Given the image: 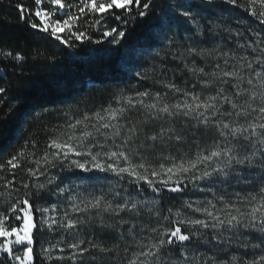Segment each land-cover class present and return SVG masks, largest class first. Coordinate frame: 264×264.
<instances>
[{"label":"trees","instance_id":"1","mask_svg":"<svg viewBox=\"0 0 264 264\" xmlns=\"http://www.w3.org/2000/svg\"><path fill=\"white\" fill-rule=\"evenodd\" d=\"M17 2L33 6L32 0H0V49L11 51L14 54L19 52L25 56V60L15 62L11 58L0 56V87L5 88L0 93V162H6L12 155L24 151L34 152L35 155H26L20 160L21 168L16 169L15 189H5L3 184L11 179V175L5 171L0 173V210L6 212L7 207L17 199H23L25 193L33 205V214L37 222L41 218L53 217L60 219L65 211L69 212L71 218L95 217V210L89 212L72 213L69 209L70 201L79 203L81 199L91 200L94 196L105 194L111 199L115 192L122 195L132 193L135 199L157 202L161 213L167 215L171 208L173 212L178 209L182 214L191 218L199 213H193L183 208L186 203H192L194 207L201 206L207 200L216 203V196L224 195L225 200L237 204L238 200L248 195L254 184H243L231 181L227 184H213L211 190H197L187 182L186 187L180 192L162 190L153 193L143 182L132 183L133 177L127 174L123 178L116 174L101 175L99 172H82L75 169L68 170L66 167H51L41 160L40 169L48 167L45 176L30 177L27 168H37L35 160L40 159L46 150V145L51 137L66 139V125L82 119L84 115L92 116L94 112L102 111L104 108L125 107L124 116L136 121L146 120L142 115L146 110L137 105L136 108H129L123 99L117 102L120 97H132L139 100L138 92H149L150 97H144V102L153 103L155 93L161 95L167 93L165 100L161 102L175 104L183 102L186 98L182 93L169 91L165 85L176 84L183 91L199 94L201 98L214 95L219 82L205 87L203 80H211L210 76L193 75L188 68H204L206 73L213 70H232L235 63L232 56H247L255 58L251 49L240 48V45H247L254 40L261 41L260 47H264V24L261 18L252 15V11H262L256 5H249L248 0H238L239 6L222 3V0H214V5L207 11H200L197 17L199 29L183 19L176 20L169 32V37L174 41L169 45L167 39L153 40L149 38V27L129 25L128 34L121 42V45H112L105 41L102 45L85 42H74V48H67L58 41L52 39L46 33H38L27 27L25 22L19 19L14 5ZM77 3L78 0H71ZM188 3L201 4V0H187ZM167 0H155V7L150 16L154 22L157 15L162 14V6ZM197 9H193L195 13ZM203 17V19H200ZM88 19V17H85ZM211 21L213 31L208 33L204 25ZM228 29V31H225ZM83 30V21H81ZM102 31V29H101ZM93 39L100 38V32L88 28ZM239 33L237 35L236 33ZM256 45H253L255 47ZM195 47L199 49H215L217 52L228 53L229 64H224L225 57L218 56L214 59H201L193 57L187 49ZM39 53V55L37 54ZM219 63L220 69L215 65ZM185 65H188L186 68ZM254 67H257L254 65ZM257 70H260L257 67ZM140 72L141 76L135 73ZM246 86V85H245ZM227 87V86H225ZM191 102L190 96L187 97ZM229 108L228 105H224ZM104 114V113H102ZM163 119L149 121L142 127L140 140L137 143L145 145L155 144V147H144L139 150V155L133 158L134 164L141 158L149 167L156 168V160L163 158L169 160L185 161L194 159L197 152L202 149H210L217 140L215 130L208 131L192 128L195 121L179 117L172 123L173 118L166 114H160ZM93 122H95L93 120ZM114 125H128V121L122 116L117 120L106 121ZM225 122H230L225 119ZM243 123V119L240 120ZM169 126L181 133H186L183 140L178 142L175 139L161 143L159 140L152 142L145 140L146 135H154L160 131L161 126ZM203 126H201V129ZM88 131H95L90 126ZM102 132L111 134L114 129H101ZM81 129L78 126L76 136H80ZM103 142V137L97 136ZM91 140V138H89ZM121 138H117L119 144ZM35 143L36 147L32 145ZM88 143V141H85ZM118 150L112 141L107 142L105 149H93L96 151ZM80 150V149H78ZM51 153L52 149H47ZM204 154H207L205 152ZM91 159L90 157H88ZM65 165L68 161L64 162ZM247 175L259 182V172H249ZM79 177H91L89 180H82ZM48 178H55L52 184H47ZM22 182L29 184V189L22 187ZM44 183L47 187L36 196L32 193L34 184ZM169 186H173L169 183ZM60 188L67 189L63 194ZM137 193L139 195L137 196ZM215 194V195H214ZM119 200L120 197H116ZM221 205L217 203V207ZM239 206V205H238ZM83 207V205H81ZM250 207H242V211H250ZM48 208L47 213L38 209ZM55 208L56 211H52ZM125 219L129 216L121 213ZM107 223H114V218L109 219L105 214ZM133 223L144 227L140 235L133 237L127 233L128 225L119 230L107 229L101 231L94 226L78 227L76 229H61L54 226L53 230H36L33 235V262L32 264H127L132 258L133 251H138V244H149L156 242V234L150 232L151 227H157L155 216L145 209L142 218H137ZM12 223H15L13 221ZM166 226V225H165ZM203 231V230H201ZM121 232L124 233L121 236ZM231 237V233H224V238ZM251 239V236L246 237ZM80 240L91 241L104 248L112 249L110 252H101L99 249H90L81 258H69L73 256V249L67 247L69 243H76ZM258 242V241H254ZM84 246H88L87 243ZM48 249L46 253L44 250ZM60 249H64L60 251ZM199 253L205 257H213L215 264H228L236 258L239 260L258 259L264 255L262 249H245L235 244L216 246L214 242L205 243L199 246ZM194 255L195 253H190ZM49 257H51L49 259ZM63 257V259H59ZM0 264H14L7 261L3 253H0Z\"/></svg>","mask_w":264,"mask_h":264},{"label":"snow or ice","instance_id":"2","mask_svg":"<svg viewBox=\"0 0 264 264\" xmlns=\"http://www.w3.org/2000/svg\"><path fill=\"white\" fill-rule=\"evenodd\" d=\"M222 3L238 7V0H222ZM33 6L26 3L17 2L14 5L19 19L25 22L27 27L38 33H46L55 41L67 48H74V42L81 44L88 42L102 45L105 41L112 45H121V42L128 34L129 25L149 27V38L153 40L167 39L169 45L174 41L169 37V32L176 20L183 19L199 29L197 17L200 11H207L214 5V0H201V4L188 3L187 0H167V4L162 6V14L157 15L154 22L150 21V16L155 15L152 9L155 7V0H78L72 3L71 0H32ZM249 5L259 4L264 7V0H248ZM193 9H197L194 13ZM252 15L261 18L264 24V11H252ZM88 17V19H85ZM203 19V17H200ZM83 21V30H81ZM88 28L96 29L100 32V38L93 39V35L88 32ZM208 33L213 31L211 21L204 25ZM102 29V31H101ZM228 31V29H225ZM239 35V33H236ZM262 42L254 40L247 45H240V48L251 49L255 53L254 59L247 56H232L235 61L232 70L215 71L206 73L204 68H188L193 75L210 76L211 80H203L202 84L207 87L212 83L219 82L214 95H208L203 99L199 94L183 91L174 83L165 85L171 92L182 93L186 98L183 102L175 104L163 103L167 93L161 95L157 92L154 95L153 103H145L144 97H150L149 92H138L141 99L133 100L132 97H120L129 108H140L146 110L142 113L146 120L138 123L124 116L125 107L104 108L102 111L94 112L92 116L84 115L82 119L69 122L66 125V139L51 137L46 145L44 155L34 161L36 169L27 168L30 177L45 176L48 167L40 169L41 160L51 167H66L68 170L78 169L82 172H111L123 178L124 174L133 177L132 183L143 182L152 190L159 193L162 188L170 192H180L188 183L206 182V186L211 190L213 184H227L231 181L243 184H254L255 188L247 196L238 200L237 204L225 200L224 195L216 196V203L207 200L203 206L194 207L192 203H186L183 208L193 213H201L204 219H193L186 213L178 209L173 212L171 208L164 215L157 207L155 201H145L135 199L132 193L123 194L115 192L109 199L105 194L94 196L91 200L81 199L79 203L73 202L70 211L72 213L89 212L95 210V217L88 216L83 219L71 218L69 212L65 211L64 216L57 219L55 216L41 218L39 222L34 217L33 205L25 193L23 199H17L7 207L6 212L0 210V253L4 254L7 261L14 264H32L33 262V235L36 230H53L54 226L61 229H76L78 227L94 226L101 231L107 229L119 230L128 225L127 233L133 237L140 235L144 227L138 223H133L137 218H142L145 209L155 216L157 227H151L150 232L156 234V242L149 244H138V251H133L132 258L127 260V264H215L213 257H205L199 253V246L205 243L214 242L216 246L224 244H235L241 248L264 250V47H260ZM253 45H256L253 47ZM187 51L193 57L201 59L225 57L224 64H229L227 52H217L215 49L188 48ZM39 55V53H37ZM0 56L11 58L15 62L25 60V56L16 52L4 51L0 49ZM260 70H257V67ZM187 68L188 65H185ZM216 69L221 65L217 63ZM141 76L140 72L135 73ZM246 85V86H245ZM227 86V87H225ZM5 88L0 87V93H4ZM191 98V102L187 97ZM228 105L229 108H225ZM104 113V114H102ZM161 113L173 118L172 123L179 117L187 118L192 124V128L197 130H215L217 140L210 149H202L196 153L194 159L181 163H173L171 167L163 169V174L168 179L159 180L160 171L151 169L143 158L141 162L133 163V158L139 155V150L144 147H155V144L145 145L137 143L140 140L142 127L149 121L163 119ZM122 116L128 121V125H114L106 121H114ZM225 119L230 122H225ZM243 119V123L240 120ZM93 120L95 122H93ZM78 126L81 129L80 136H76ZM89 126L95 131H88ZM201 126L203 128L201 129ZM101 129H114L111 134L102 132ZM186 133L176 131L169 126L163 125L160 131L154 135H146L145 140L152 142L160 141L162 144L175 139L180 142ZM103 137V142L97 139ZM91 138V140H89ZM117 138H121L119 144ZM111 140L118 151H96L103 150L107 142ZM88 141V143H85ZM36 147L35 143L32 145ZM47 149L53 151L49 153ZM80 149V150H78ZM207 152V154H204ZM26 155H35L34 152L25 153L20 151L12 155L6 162H0V173L7 171L11 179L4 182L3 187L11 190L15 189L16 169L21 168L20 160ZM70 156L90 157V161L80 162L70 160ZM122 159L126 166H118V163L108 161H118ZM65 161L68 163L65 165ZM203 165V169L198 166ZM143 169V172L138 171ZM191 172V176L178 178L172 181V176ZM259 172V182L251 179L247 173ZM0 179H3L0 176ZM55 178H48L47 184H52ZM82 180H89L91 177H79ZM170 181L173 186H169ZM162 186V188H161ZM24 189H29V184L22 182ZM33 195H40L47 187L44 183L34 184ZM201 191L204 189L201 188ZM67 189L60 188L63 194ZM0 195H3L0 193ZM139 193H137V196ZM215 195V194H214ZM116 197H120L116 200ZM217 203L221 206L217 207ZM83 205V207H81ZM239 205V206H238ZM250 207V211H242V207ZM43 213L49 211L48 208L38 209ZM52 211H56L55 208ZM129 216L125 219L121 215ZM105 214L109 219L114 218V223L109 224L105 220ZM15 221V223H12ZM166 225V226H165ZM203 230V231H201ZM224 233H231V237L224 238ZM124 233L121 232V236ZM251 236V239L246 237ZM258 241V242H254ZM87 243L88 246H84ZM68 248L73 249V256L81 258L90 249H99L101 252H110L112 249L104 248L91 241L80 240L76 243H69ZM64 249H60L63 251ZM46 253L48 249L44 250ZM190 253H195L194 255ZM51 257H49L50 259ZM63 259V257H59ZM228 264H236V258ZM239 264H264V255L258 259H240Z\"/></svg>","mask_w":264,"mask_h":264},{"label":"rangeland","instance_id":"3","mask_svg":"<svg viewBox=\"0 0 264 264\" xmlns=\"http://www.w3.org/2000/svg\"><path fill=\"white\" fill-rule=\"evenodd\" d=\"M258 7L260 8V10H262V11H264V7H262L261 5H259L258 4ZM112 151H118V150H116V149H114V150H112ZM161 159L160 160H156V165H157V167L156 168H153V167H149L148 165V167H149V171H151V169H156L157 171H160L161 172V175H160V177H158V178H153V179H159V180H165V179H168V176H166V175H164L163 174V169H166V168H168V167H171L172 166V164L173 163H176V164H179V163H181L182 161H176V160H169V159H166V161H165V158H163V155H161V157H160ZM70 160H79L80 162H82V163H84V162H87V161H90V159L88 158V157H77V156H70V158H69ZM185 161V160H184ZM108 162H114V163H118V166H126L125 165V162L122 160V159H120V160H118V161H116V160H114V161H108ZM139 162H141V159H139L136 163H139ZM186 162V161H185ZM134 163V162H133ZM161 166H163V169L161 168ZM200 169H203V165H199L198 166ZM75 170H78V169H75ZM78 171H80V170H78ZM138 171H140V172H143L144 170L143 169H138ZM96 172H98V171H96ZM85 173H87V172H85ZM101 175H106V174H115V173H111V172H107V173H105V172H99ZM192 175V173L191 172H189V173H185V174H181L180 176H172V181H175L176 179H178V178H184L185 176H191ZM170 183H172L171 181H170ZM185 184H187V180H185ZM189 184H191L195 189H197V190H200L201 188H203L204 190H207V186H206V182H197V183H195V184H193V183H189ZM74 201L73 200H71L70 201V204H68L69 205V209H71V205H72V203H73ZM200 206V205H199ZM201 206H203V205H201ZM196 218H200V219H204L205 217H204V215H202L201 213H199V214H197V216H195V217H193V219H196Z\"/></svg>","mask_w":264,"mask_h":264}]
</instances>
